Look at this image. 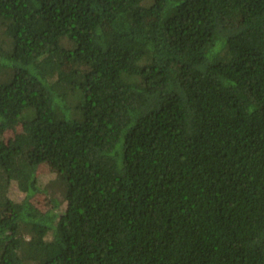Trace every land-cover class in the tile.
<instances>
[{"label":"trees","instance_id":"16d2710c","mask_svg":"<svg viewBox=\"0 0 264 264\" xmlns=\"http://www.w3.org/2000/svg\"><path fill=\"white\" fill-rule=\"evenodd\" d=\"M0 264H264V0H0Z\"/></svg>","mask_w":264,"mask_h":264},{"label":"rangeland","instance_id":"374dc122","mask_svg":"<svg viewBox=\"0 0 264 264\" xmlns=\"http://www.w3.org/2000/svg\"><path fill=\"white\" fill-rule=\"evenodd\" d=\"M39 171L41 172V174H44L39 180L40 181V185H42V186H45V185H47L49 183L54 182L56 177L58 176L56 170L52 169L49 166H43V167H41L39 169ZM8 195H9V197L12 200H15V201H19L23 197L22 193H20L17 190L15 185H11L9 187ZM36 205L42 211L47 210V209H49L51 207V204L47 201L46 198H38V199H36ZM64 208H65V205L61 207L62 210Z\"/></svg>","mask_w":264,"mask_h":264}]
</instances>
